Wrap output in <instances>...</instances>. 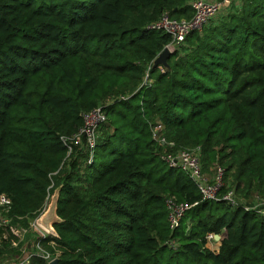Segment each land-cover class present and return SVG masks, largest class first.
<instances>
[{
  "label": "trees",
  "instance_id": "trees-1",
  "mask_svg": "<svg viewBox=\"0 0 264 264\" xmlns=\"http://www.w3.org/2000/svg\"><path fill=\"white\" fill-rule=\"evenodd\" d=\"M189 1L0 0V194L28 226L61 185L58 238L40 240L59 264H264V214L203 200L151 137L160 121L176 147H199L203 170L218 161L236 192L264 197V0H243L190 32L168 69L152 67L170 38L147 25L164 11L190 18ZM112 96L96 145L107 162L95 148L64 168L60 136ZM168 195L190 206L175 230ZM223 229L217 252L203 247ZM0 239L1 261L20 244L9 228Z\"/></svg>",
  "mask_w": 264,
  "mask_h": 264
},
{
  "label": "built area",
  "instance_id": "built-area-1",
  "mask_svg": "<svg viewBox=\"0 0 264 264\" xmlns=\"http://www.w3.org/2000/svg\"><path fill=\"white\" fill-rule=\"evenodd\" d=\"M243 0H190L189 6L193 14L190 18H172L167 11H164L158 19L149 23L147 29L162 30L169 35V42L164 46L167 47L172 53L180 45L183 44L186 36L192 31H201V29L209 24L219 20L231 11L237 10L241 7ZM161 71L165 68L159 66ZM144 81L151 82L145 76ZM121 98H124L121 96ZM113 100H108L105 104L81 112L80 117L82 124L77 130L71 134H62L61 141L67 147V160L70 157H76L80 154L84 155V162L89 164L93 160L94 151L99 138V131L101 128L108 125V118L105 107ZM151 137L152 139L163 147L160 152L161 158L168 163L171 167H176L185 172L189 178L195 183L197 189L203 200L210 201H225L231 206H241L246 210H254L264 214V197L261 194H254L253 200L247 202L244 198L237 195L235 187L224 180L225 167L218 161L214 162L209 167V171L203 170L200 156L199 147L186 148L176 147L174 141L167 140L164 132L163 125L160 121H155L151 124ZM50 197H46V203L40 213L34 218L29 219L28 226L21 224H14V217L11 216V200L5 194H0V227L10 230V232L17 237V242H12L13 247L20 244L18 251L0 261V264H31L32 257H40L48 264L54 258H58L59 252L55 254L44 249L40 240L46 236H50L41 230L35 223V219L46 209ZM167 210V220L169 228L175 230L180 226L182 217L185 211L190 207L189 205L177 202L176 198L168 195L164 200ZM23 219L22 217H16ZM190 224L186 228L189 230ZM213 232H208L204 236V248L213 252H217L220 246V241L224 234H220V240L215 239ZM1 241V239H0ZM49 244L54 246V242L50 241ZM165 244L170 248H177L178 241L175 238L168 239Z\"/></svg>",
  "mask_w": 264,
  "mask_h": 264
},
{
  "label": "water",
  "instance_id": "water-1",
  "mask_svg": "<svg viewBox=\"0 0 264 264\" xmlns=\"http://www.w3.org/2000/svg\"><path fill=\"white\" fill-rule=\"evenodd\" d=\"M171 52L167 47H164L152 60V67L162 66L166 69L169 68L167 59L169 58ZM61 185L57 186L52 195L50 196L49 202L46 209L35 219L36 225L43 230L45 233L52 237L58 238V233L54 228V224L59 223L62 219L57 214V203L59 198V192ZM222 234L225 233L223 229ZM221 236L219 234L215 235V239L220 240ZM48 264H59V258H54Z\"/></svg>",
  "mask_w": 264,
  "mask_h": 264
},
{
  "label": "rangeland",
  "instance_id": "rangeland-1",
  "mask_svg": "<svg viewBox=\"0 0 264 264\" xmlns=\"http://www.w3.org/2000/svg\"><path fill=\"white\" fill-rule=\"evenodd\" d=\"M113 99V96L112 97H108V98H106V99H104V100H102L101 102H100V104H105V103H107L108 102V100H112ZM104 128V127H103ZM104 131H106V130H104ZM101 133H102V130H100L99 131V136L101 135ZM102 136V135H101ZM96 153H97V155L100 157L99 158V160H102V162L103 163H106L107 162V160H108V158L105 156V157H102V156H100V148L99 147H97L96 148ZM72 160V157H70V159H68L65 163H64V168H67V167H65L66 165H68L69 164V162ZM63 168V169H64ZM205 172H208L209 170H204ZM225 177H226V180H228L229 182H230V176L229 175H227L226 176V174H225ZM228 178V179H227ZM53 193V192H52ZM52 193H51V195H52ZM237 195L239 196V197H241V198H244L247 202H251L252 200H253V195L251 196L250 195V198L251 199H248V197H246V196H243L242 195V193H240V192H237ZM14 252H12V253H9V254H7V255H5V257H10L12 254H13Z\"/></svg>",
  "mask_w": 264,
  "mask_h": 264
}]
</instances>
